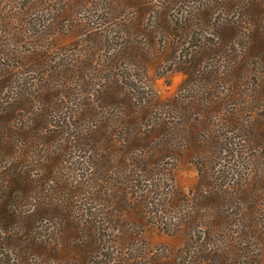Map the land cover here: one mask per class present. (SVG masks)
<instances>
[{
    "label": "rangeland",
    "instance_id": "374dc122",
    "mask_svg": "<svg viewBox=\"0 0 264 264\" xmlns=\"http://www.w3.org/2000/svg\"><path fill=\"white\" fill-rule=\"evenodd\" d=\"M259 2L252 10L240 0H0V125L12 122L28 127L27 138H50L43 131L54 124L56 138L66 139L54 171L64 190L57 193L78 219L87 214L92 250L84 264H264ZM165 25L181 30L174 44ZM82 61L87 70L76 67ZM106 77L135 88L147 109L142 132L168 128L167 138L148 143L147 157L140 158L141 150L113 156L112 167L106 163L114 153L108 158L93 145L87 139L93 125L72 113L85 108V94L92 98ZM46 88L61 101L43 102ZM107 112L108 123L119 120L118 110ZM156 140L170 142L169 151H157ZM31 166L33 176L41 173ZM45 181L38 186L48 188L52 181ZM210 186L232 194L212 217L211 234L223 237L206 231L209 210L198 215L191 208L206 205ZM54 198L49 203L56 205ZM62 208L33 222L36 242L0 231V264H83L53 255L69 214ZM190 217L199 220H191L192 230L183 225Z\"/></svg>",
    "mask_w": 264,
    "mask_h": 264
},
{
    "label": "trees",
    "instance_id": "16d2710c",
    "mask_svg": "<svg viewBox=\"0 0 264 264\" xmlns=\"http://www.w3.org/2000/svg\"><path fill=\"white\" fill-rule=\"evenodd\" d=\"M240 1L243 6H246L248 9L255 10L261 8L259 0ZM163 20L166 22L165 19ZM164 27L165 28L162 29L165 32V38L170 44H174L176 38H178V32L180 33L181 30H178L174 26L170 25H165ZM203 49V47H200V52H202ZM186 60L188 59L186 58ZM66 62L67 61H62L61 64H66ZM74 63L75 61L71 60L70 64L72 65ZM84 63V61L80 62V67H76L81 68L82 70H87L88 65L85 66ZM68 68V65L64 66V69ZM188 70L190 69L188 68ZM54 72H60L58 67L54 68ZM233 80V77H231V82ZM231 87L233 88L234 85L232 84ZM51 90L52 88L50 90L46 88V91H43L42 89L40 94L43 97V102H46L47 105L53 106L55 103L53 102L52 96H55V93L51 94ZM134 91L135 88L127 85L122 86L120 82L112 81L109 77H106L103 78L102 84L99 85V88L95 90L94 93H90L92 98L86 96L85 94V108L82 109V111L71 109L73 114L77 113L78 115L85 117V119H87L86 121L91 126L93 125L89 131L90 134H92V137L87 139L91 140L93 145L95 144L99 148H102L105 152L104 155L108 158L114 153L109 159V164L108 162H105L108 166L110 165V167H112V164H114L115 161L117 162L118 159L113 156L124 155V157H127L128 153L138 156L137 152H139L138 150H141L142 152L140 153H143L144 155L142 154L143 157L140 158H145L147 157L146 153L151 152L149 150L148 143L153 142L154 137L158 135L162 136V138L168 137L165 136L168 128H161V124H159L158 130L156 128L152 129V127V130L150 131L146 129L142 132L140 130V121L143 119V115L147 112V109L143 107V104L140 100L136 99L137 96L135 93H133ZM198 98L200 99V97ZM55 99L57 101H61V99L57 98L56 96ZM147 103L148 105H152L151 101H148ZM213 105L216 106L218 104L216 102ZM107 109H112L114 111L118 110L117 117L119 120H112L108 123L110 118L104 115L107 112ZM47 110L50 109L47 107ZM121 118L125 119H123L121 124L118 125ZM0 123L4 122L0 121ZM27 128L28 127L22 125H14L12 122L0 125V231L6 234L5 236H11V234L15 235L18 240H21L22 243L25 244L36 242L38 239L35 233L37 227L33 222L41 219L42 216L45 217L47 211L50 209L62 206V212L64 213L67 210L69 214L64 215V222L61 224L62 230H60V233L63 236L59 239L61 243H59L57 247H54L57 250L54 249L52 251L53 255H59V257H63L62 255L66 253L65 255L68 254L70 259H74V256L76 257V259L73 260L74 262H83L84 264L88 260L87 257L90 255L92 250L89 239L86 236V233L89 229L87 227L90 225V222H87V214L80 215V218H82L78 219L77 213L74 212V209L72 210L68 207L65 208V206L61 205L64 203L62 202L64 197L63 195L60 196V193H57L59 190L62 191L63 189L61 186L62 183L57 181L54 171L57 170L59 165L62 163L61 154H63V144L65 143L66 139L56 138L58 132L55 131V129L58 128V126L54 124H51V128H47L45 131H43L46 135L49 134L50 138H27ZM152 133H154V136ZM155 133L157 134L155 135ZM121 135L127 138L123 139V142L116 139V136L120 138ZM36 136L38 135L36 134ZM118 141H121L123 144L119 146ZM69 143H71V139ZM154 143L157 147V151L160 149L169 151L168 145L170 142H167L166 140L157 142L156 140ZM146 145L147 148H145ZM42 151L45 152V156L42 157L44 159V165L40 164L39 162L42 158L35 160L36 157H40ZM13 158H16V161H13L9 164L10 159ZM125 163L126 161H124V164ZM28 165H32L30 168H37L36 171H40L41 173L35 172V175L33 176L34 170L28 171ZM24 166L25 168L28 167L26 171L22 169ZM44 177L49 181H52L51 184L47 185L48 188H44L42 185L41 187L38 186V183H46ZM64 181L66 180L64 179ZM39 190H41L39 192L41 195L39 194L40 196L35 198L33 195ZM207 190L208 193L205 192V194H207L205 198L208 199L205 201L206 205L202 207L199 206L200 208L191 206V208L193 207L192 210H194L195 213L198 212V215L200 211H210V214L204 211L206 213L205 216L209 217L208 219H205V216L201 214V216H204L203 218L205 219V222H203L205 225H203L210 235L214 227L212 223L214 221L212 220L213 215H215L221 201L228 200L232 194L230 195L228 193L225 196L226 191L215 186H213V188H207ZM233 193H237V190H234ZM57 196H59L58 198L60 199L54 198ZM53 198L55 199L54 202L56 205L49 203V200ZM45 202L46 204H44ZM228 202L230 201L228 200ZM191 220L194 222V224L199 221L197 217L188 218L183 223V225H185L188 230H192L194 226V224L191 225V223H193ZM201 221L202 220H200L199 223H202ZM252 232L260 235L258 231ZM223 233L224 234H219L216 236L214 232V234L211 235H214L213 237H223L226 235L225 232Z\"/></svg>",
    "mask_w": 264,
    "mask_h": 264
}]
</instances>
